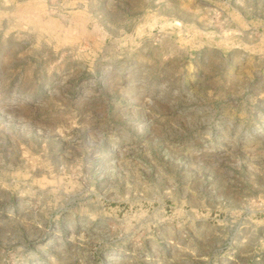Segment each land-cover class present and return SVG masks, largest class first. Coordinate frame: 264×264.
Wrapping results in <instances>:
<instances>
[{
    "label": "rangeland",
    "instance_id": "rangeland-1",
    "mask_svg": "<svg viewBox=\"0 0 264 264\" xmlns=\"http://www.w3.org/2000/svg\"><path fill=\"white\" fill-rule=\"evenodd\" d=\"M0 264H264V0H0Z\"/></svg>",
    "mask_w": 264,
    "mask_h": 264
}]
</instances>
